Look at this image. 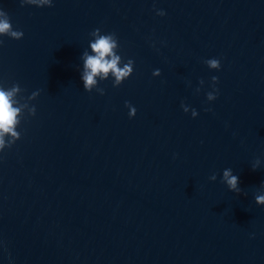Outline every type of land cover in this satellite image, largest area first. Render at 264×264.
Here are the masks:
<instances>
[{
	"label": "water",
	"instance_id": "obj_1",
	"mask_svg": "<svg viewBox=\"0 0 264 264\" xmlns=\"http://www.w3.org/2000/svg\"><path fill=\"white\" fill-rule=\"evenodd\" d=\"M15 85L0 79V89ZM19 87L17 136L3 134L0 148V264H264V175ZM229 168L240 194L223 182Z\"/></svg>",
	"mask_w": 264,
	"mask_h": 264
},
{
	"label": "clouds",
	"instance_id": "obj_2",
	"mask_svg": "<svg viewBox=\"0 0 264 264\" xmlns=\"http://www.w3.org/2000/svg\"><path fill=\"white\" fill-rule=\"evenodd\" d=\"M22 5H35L38 7L53 6V0H21ZM158 15H165L163 11H159ZM100 29L97 28L93 34L99 32ZM0 36H9L13 39H22L24 33L22 31L14 30L12 23L10 22V17L8 14L0 10ZM115 33L99 37L95 43L91 44L92 50L96 53L95 56L85 54L84 63V73L82 75V80L84 82V88L91 92L92 86L96 83L95 77L100 73H103L105 77L111 71L116 78V85H121V82L125 78H129L134 71V61L129 60L124 66L118 67L120 64L121 57L116 55L113 49L117 47L116 39L114 38ZM3 43V41H0ZM107 57H111L108 59ZM207 63L213 68L220 67V61L218 59H210ZM155 75L160 76L161 72L159 69L155 70ZM213 81H217L218 77H212ZM19 84H16L13 89L5 91L0 89V148L4 146L3 134L12 133L13 136H17L14 131V126L17 123L16 116L19 112L18 108H14L12 104V96L15 92L19 91ZM219 91L218 89L216 90ZM208 100H215L217 96L213 95L211 92L207 94ZM126 106L130 109L129 116L135 117L137 109L131 105L130 102H126ZM183 107V104H182ZM187 112V109H184ZM196 115L195 110L193 111V116ZM260 160H257L253 165V171L257 170L260 166ZM211 180L215 181L217 179L216 175L210 177ZM223 182L226 183L228 188L240 194L242 189L239 187V177L233 174L232 169H225L223 171ZM256 202L258 204H264V194H258L256 196Z\"/></svg>",
	"mask_w": 264,
	"mask_h": 264
}]
</instances>
